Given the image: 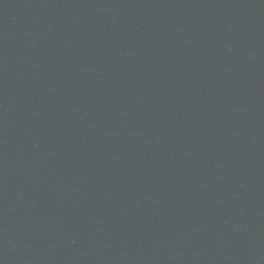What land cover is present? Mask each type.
<instances>
[{"label": "water", "instance_id": "95a60500", "mask_svg": "<svg viewBox=\"0 0 264 264\" xmlns=\"http://www.w3.org/2000/svg\"><path fill=\"white\" fill-rule=\"evenodd\" d=\"M0 264H264V0H0Z\"/></svg>", "mask_w": 264, "mask_h": 264}]
</instances>
